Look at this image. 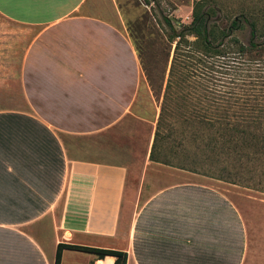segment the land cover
<instances>
[{
  "label": "crops",
  "instance_id": "0c3cea01",
  "mask_svg": "<svg viewBox=\"0 0 264 264\" xmlns=\"http://www.w3.org/2000/svg\"><path fill=\"white\" fill-rule=\"evenodd\" d=\"M0 16L23 31L21 66L0 59V264H56L60 244L264 264V195L151 160L159 101L117 0H0Z\"/></svg>",
  "mask_w": 264,
  "mask_h": 264
},
{
  "label": "trees",
  "instance_id": "16d2710c",
  "mask_svg": "<svg viewBox=\"0 0 264 264\" xmlns=\"http://www.w3.org/2000/svg\"><path fill=\"white\" fill-rule=\"evenodd\" d=\"M256 15L263 17V11L226 10L216 0H196L191 24L163 15L167 67L171 65L152 161L236 185L254 181L252 169L264 164V72L256 82L247 81L251 71H257L253 65H264V26ZM239 33H249V42ZM179 98L183 102L178 104ZM167 141L172 142L171 151L164 146ZM180 153V162L172 161V155L177 158ZM64 250L128 263L125 252L60 244L56 264L62 263Z\"/></svg>",
  "mask_w": 264,
  "mask_h": 264
},
{
  "label": "rangeland",
  "instance_id": "374dc122",
  "mask_svg": "<svg viewBox=\"0 0 264 264\" xmlns=\"http://www.w3.org/2000/svg\"><path fill=\"white\" fill-rule=\"evenodd\" d=\"M148 1H150V3H148ZM195 1L196 0H158L155 3L153 0H117L121 7L122 17L127 25L128 32L135 41L137 48H140V52L143 54L146 65L145 68H147L145 75L151 85L154 96L157 101H159L160 111L171 65L170 62L167 67L168 39L167 33L164 32L165 24L163 21V15L180 19L184 24H191L193 21L192 14ZM216 2L222 8L235 12L240 11L243 8H246L253 13H260L263 11V17L256 16L258 20L260 18V23L264 26V0H216ZM22 34L23 31L19 26L7 23L0 16V59H4V66L7 67L8 48L15 53L14 57L16 60H14V65H16V68L18 69V67L21 66L23 44L18 38H16L17 41L15 45L9 43H11V36H21ZM238 36L243 42H249V33H239ZM190 40H195V38L191 37ZM8 45L10 46L8 47ZM172 59L173 52L171 61ZM253 66V70L255 69L257 71H251L250 74L252 77L247 79L250 83L259 80V78L257 79V76L264 72L262 71L264 70V65L261 64V66H259L255 64ZM165 71L166 79L164 81L163 78ZM243 76L244 75L242 74L240 79H243ZM0 78L7 79V76L0 75ZM239 84L241 86L243 82H240ZM239 93H241V91H239ZM175 102H183V100L179 98L176 99ZM6 108L9 109L13 107ZM170 143L172 142L167 141L164 143L167 151H171V149L169 150V146H172ZM183 155L184 154L180 153L177 158L172 155V161L179 163L180 158L182 159ZM256 165H258V167H254L251 174L254 176V181H241L242 185L229 183L233 186L239 187L241 199L245 204H247V195H264V164L258 163ZM222 188L224 189L226 186L223 185Z\"/></svg>",
  "mask_w": 264,
  "mask_h": 264
}]
</instances>
